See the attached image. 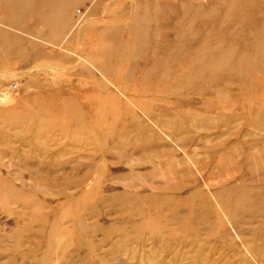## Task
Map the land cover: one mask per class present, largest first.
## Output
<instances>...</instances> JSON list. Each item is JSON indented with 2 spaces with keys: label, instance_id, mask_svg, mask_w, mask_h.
I'll use <instances>...</instances> for the list:
<instances>
[{
  "label": "rangeland",
  "instance_id": "obj_1",
  "mask_svg": "<svg viewBox=\"0 0 264 264\" xmlns=\"http://www.w3.org/2000/svg\"><path fill=\"white\" fill-rule=\"evenodd\" d=\"M0 264H264V0H0Z\"/></svg>",
  "mask_w": 264,
  "mask_h": 264
}]
</instances>
